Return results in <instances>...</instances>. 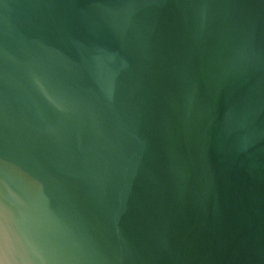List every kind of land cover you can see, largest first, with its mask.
<instances>
[{
    "label": "water",
    "instance_id": "1",
    "mask_svg": "<svg viewBox=\"0 0 264 264\" xmlns=\"http://www.w3.org/2000/svg\"><path fill=\"white\" fill-rule=\"evenodd\" d=\"M0 264H264V0H0Z\"/></svg>",
    "mask_w": 264,
    "mask_h": 264
}]
</instances>
